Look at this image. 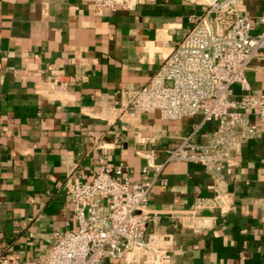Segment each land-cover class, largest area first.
I'll list each match as a JSON object with an SVG mask.
<instances>
[{
  "label": "crops",
  "instance_id": "0c3cea01",
  "mask_svg": "<svg viewBox=\"0 0 264 264\" xmlns=\"http://www.w3.org/2000/svg\"><path fill=\"white\" fill-rule=\"evenodd\" d=\"M244 5L264 15V0ZM92 10L82 0H0V256L20 263L44 260L52 234L73 227L65 183L89 182L103 152L138 182L145 153L162 162L201 118L147 114L137 128L117 120L121 92L147 82L198 7L156 0L102 17ZM246 78L264 92V60L252 61ZM164 171L167 184L150 200L161 213L148 228L173 235L169 264H264V131L235 157L231 209L214 221L210 211L191 223L180 216L214 194L203 166L173 162Z\"/></svg>",
  "mask_w": 264,
  "mask_h": 264
},
{
  "label": "built area",
  "instance_id": "2783aa9c",
  "mask_svg": "<svg viewBox=\"0 0 264 264\" xmlns=\"http://www.w3.org/2000/svg\"><path fill=\"white\" fill-rule=\"evenodd\" d=\"M82 1L102 17L156 0ZM183 1L199 9L188 15V31L147 82L121 92L117 120L132 128L154 113L163 121L200 120L165 150L162 162L153 151L145 153L138 182L124 176L123 162L112 163L103 152L89 182L65 183L73 227L52 234L46 258L20 263L0 256V264H169L173 235L148 226L161 213L150 209L153 190L167 184L164 170L173 162L201 164L214 186L213 196L196 198L182 218L191 223L210 211L218 214L209 216L214 221L230 211L227 172L241 148L264 131V92H252L246 78L251 62L264 60V15H248L244 0ZM207 126L206 139L195 140Z\"/></svg>",
  "mask_w": 264,
  "mask_h": 264
}]
</instances>
